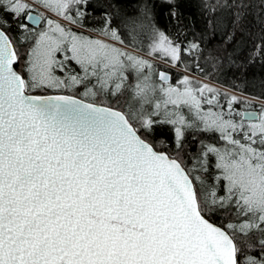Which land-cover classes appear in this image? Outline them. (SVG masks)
Segmentation results:
<instances>
[{
  "label": "snow or ice",
  "instance_id": "obj_1",
  "mask_svg": "<svg viewBox=\"0 0 264 264\" xmlns=\"http://www.w3.org/2000/svg\"><path fill=\"white\" fill-rule=\"evenodd\" d=\"M92 7L0 0V264H264V111L187 75L173 85L127 50L117 3L89 29ZM125 27L172 68L201 51L147 5Z\"/></svg>",
  "mask_w": 264,
  "mask_h": 264
},
{
  "label": "trees",
  "instance_id": "obj_2",
  "mask_svg": "<svg viewBox=\"0 0 264 264\" xmlns=\"http://www.w3.org/2000/svg\"><path fill=\"white\" fill-rule=\"evenodd\" d=\"M113 2L119 5L113 26H119L129 44L128 48L132 49L128 51L147 58L151 33L146 29L137 30L136 47L140 50L136 51L131 46L125 27L130 19L139 21L147 5L151 9L155 27L169 38L185 46L192 41L200 44L201 51L194 57H183L187 70L179 67L181 70L254 101L234 105L237 110L261 111L264 105L260 103L264 102V51L258 53L257 49L264 44V0H243L244 4L250 5L245 9L235 7L241 0H92L91 10L94 14L85 21L89 29L103 27V13L106 9L112 11L107 6ZM225 4L228 7H224ZM239 11L244 15L237 22L236 13ZM85 35L95 36L96 33L89 30ZM151 61L160 68L155 61ZM197 63L199 68L196 67ZM166 70L174 73L173 82L183 76L179 72ZM128 77L129 87L122 101L131 102V86L135 84L136 77L132 72L128 73ZM153 78L156 79L155 76ZM220 101L227 111L225 97L221 96ZM214 135L218 134H203L199 138L206 141Z\"/></svg>",
  "mask_w": 264,
  "mask_h": 264
},
{
  "label": "rangeland",
  "instance_id": "obj_3",
  "mask_svg": "<svg viewBox=\"0 0 264 264\" xmlns=\"http://www.w3.org/2000/svg\"><path fill=\"white\" fill-rule=\"evenodd\" d=\"M34 8L38 11V13H42V14H43L44 16H46V17H53V18H55V19H58V17H56L53 13L49 12L47 9H45L44 7H42V6H40V5H34ZM89 33H90V32H89ZM127 49H128V50H132V49H130V48H127ZM146 57L149 58V59H151V60H153V61H155V62L160 66L159 70H164V69H165V71H167L166 69H169V70H173V71H175V72H179V73L182 74L183 76H184V75H187V76H189L191 79H193V80H195V81H198V82H200V83H202V84H207V85H209L210 87L216 89L219 93H222V94L226 93L228 96L235 95V96H237L242 102H243V101L254 102V101H252L251 99L246 98V97H244V96H242V95H240V94H238V93H235V92H233V91H231V90H228V89H226V88L219 87L218 85H216V84H214V83H212V82H210V81L204 80V79L199 78V77H196V76H194V75H191V74H189V73H187V72L181 70L179 67L172 68L168 63H165L163 60H160V59H157V58H154V57H148V56H146ZM168 72H170V71H168ZM170 73L172 74V77H173L174 73H172V72H170ZM180 76H181V75H180ZM179 78H180V77H178V79H179ZM177 81H178V80H176V81H174V82L171 81V83H172L173 85H175ZM131 97H132V96H131ZM122 100H125V97H123ZM131 102H132V101H131ZM256 102H258V101H256ZM260 103L264 104V102H260ZM205 107H206V106H205ZM185 111H186V110H185ZM261 111H264V105H263V108L261 109ZM206 135H207V134H206ZM209 135H210V134H209ZM206 142H214V143L219 142V141H218V135L211 136L209 139L206 140Z\"/></svg>",
  "mask_w": 264,
  "mask_h": 264
},
{
  "label": "water",
  "instance_id": "obj_4",
  "mask_svg": "<svg viewBox=\"0 0 264 264\" xmlns=\"http://www.w3.org/2000/svg\"><path fill=\"white\" fill-rule=\"evenodd\" d=\"M42 25V24H41ZM41 25L39 26V28L41 27ZM38 28V29H39ZM170 73V72H169ZM171 74V73H170ZM171 81H172V74H171ZM247 111H254V110H247ZM257 112V111H256Z\"/></svg>",
  "mask_w": 264,
  "mask_h": 264
}]
</instances>
